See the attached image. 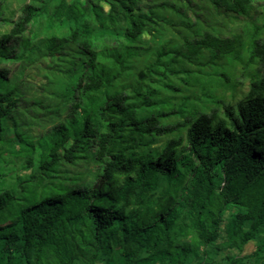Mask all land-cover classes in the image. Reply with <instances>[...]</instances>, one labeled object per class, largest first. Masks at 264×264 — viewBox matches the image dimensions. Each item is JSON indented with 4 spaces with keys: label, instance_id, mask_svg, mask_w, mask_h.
Here are the masks:
<instances>
[{
    "label": "trees",
    "instance_id": "obj_1",
    "mask_svg": "<svg viewBox=\"0 0 264 264\" xmlns=\"http://www.w3.org/2000/svg\"><path fill=\"white\" fill-rule=\"evenodd\" d=\"M202 1L229 18L247 16L254 0ZM191 2L59 0L50 11L27 4L0 34L1 65L21 59L18 45L22 52L31 47L24 37L30 24L46 15L60 20L64 36L44 37L40 47L68 65L75 75L68 92L78 94L71 114L33 139L12 118L21 94L0 68V162L20 156L32 170L0 190V264H213L209 254L228 212L223 248L257 244L249 255H226L225 264H264V17L246 42L217 37L203 30L198 10L191 23ZM118 28L131 44L157 28L181 42L155 49L137 69L140 47H109L100 36ZM242 52L245 65L256 68L235 104L215 100L209 112L174 108L177 96L153 87L156 78L240 61ZM164 87L179 90L171 81ZM89 163L97 166L89 178L95 185L63 169Z\"/></svg>",
    "mask_w": 264,
    "mask_h": 264
},
{
    "label": "rangeland",
    "instance_id": "obj_2",
    "mask_svg": "<svg viewBox=\"0 0 264 264\" xmlns=\"http://www.w3.org/2000/svg\"><path fill=\"white\" fill-rule=\"evenodd\" d=\"M58 1L5 0L3 2L2 18L6 21L0 23V34L6 33L11 28L12 22H15L20 16L23 6L27 4L46 6L50 11ZM65 1L70 2L72 0ZM191 1V7L186 10L191 23L195 19L193 10H198V13L206 21L203 30L217 37L237 36L242 42H246L253 26L260 25L264 17V0H254L252 9L247 16L229 18L217 17L213 14V11L205 6L202 0ZM101 5L106 9L104 4ZM159 25L162 24L159 22ZM64 34L65 27L60 20H50L48 15L39 18L30 24L28 30L24 33V37L30 40L31 47L22 52L21 46L18 45L16 54L23 53L21 59L9 60L0 65V68L8 70V78L18 84L21 94L17 108L12 112V118L19 125V130L33 139L45 135L68 114H71L70 105L76 101L73 97L78 96L77 93L71 96L68 92L75 81V75L66 70L68 65L65 62L43 56V50L40 47V41L44 37L49 35L63 37ZM100 36L104 39V44L109 47L117 48L123 45L140 47L141 55L134 62L137 69L150 59L155 49L170 42L174 46H179L181 42L176 32L163 28H157V31L152 29L145 32L138 42L133 44L122 37L119 28L105 34L101 33ZM247 57V53L242 52L240 61L224 60L217 65L202 68L199 73H191L188 77L184 74H178L168 78H156L153 87L158 89L162 96H177L172 100L174 108L180 105L184 106V110L209 112L214 106L212 101L215 100L235 104L247 93L253 70L256 68L255 65H245ZM186 69L194 71V67L186 66ZM221 73L227 76V80L220 76ZM179 79H185L187 83H183ZM170 81L174 87L179 89L178 91L172 93L164 87ZM169 121H173V118ZM6 126L5 137L12 136L9 120L6 121ZM24 166V157L5 155L4 160L0 162V190L11 188L17 182V179L29 175L32 170L26 169ZM63 169L67 171L66 176L68 177L81 173V180L83 181L93 177L97 166L94 163L78 166L66 165ZM95 183V180H91V185H95ZM230 214V212L225 214L221 237L213 246V252L209 254L213 264H225L226 255L240 258L253 253L256 249L257 240L248 242L241 251L223 248V242L226 241L224 231L227 224L232 220ZM197 258L200 261L202 255ZM248 264H259V262L250 261Z\"/></svg>",
    "mask_w": 264,
    "mask_h": 264
}]
</instances>
